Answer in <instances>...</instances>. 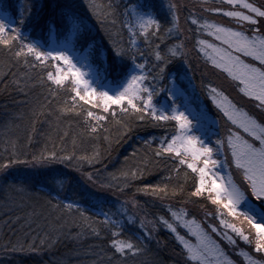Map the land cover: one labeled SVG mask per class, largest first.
<instances>
[{
	"label": "trees",
	"instance_id": "trees-1",
	"mask_svg": "<svg viewBox=\"0 0 264 264\" xmlns=\"http://www.w3.org/2000/svg\"><path fill=\"white\" fill-rule=\"evenodd\" d=\"M256 1L264 5V0ZM95 2L105 6L110 2L115 9L114 16L98 19L89 8V0H0L17 22L18 12L24 13L26 22L22 31L30 40L49 43L61 38L67 23L65 9L71 6L73 13L84 17L86 21L78 46L81 50L89 49L92 63L113 83L120 81L126 65L131 66L127 57L121 58L115 54L113 45V41H116L128 47L129 33L120 25V21L125 19L121 15L125 7L151 3L159 8L162 2L165 8L160 9L159 14L164 23L171 19L166 12L168 3H175L178 5L179 25L185 29L181 38L184 39L187 56L172 59L166 66V79L153 83L159 88L170 87L172 79L176 78L180 87L189 90L182 78L189 75L193 90H189V94L193 96L194 93L195 97L198 95L204 99L209 109L220 119V128L228 125L223 113L210 100L208 85L224 90L246 110L257 109L255 102L239 93L226 75L207 63L203 53L194 47L197 35L209 40L213 38L207 33L188 31L193 27L186 21L189 14L225 25L230 22L234 24L231 18L205 10L226 7L222 0ZM113 18L116 24L111 23ZM261 31H264L263 22ZM175 41L176 36L170 34L163 41L155 40V43H160L163 48ZM136 46L145 53V58L150 61L148 67H151L155 61L148 54V47L139 39ZM247 59L251 62V58ZM139 62L143 61L138 57ZM43 72L44 69L26 68L22 61L17 63L0 46V164L8 159L30 161L32 155H39L45 149L55 150L61 156L73 155L71 162L15 163L7 171H0V264H186L175 234L163 226H158L154 231L143 253L120 260L112 256L106 230L96 236L88 226L103 220L101 212L119 213L114 218L119 220L121 214L125 216V233H139V218H145L147 223L154 221L157 215H169L165 204H171L175 209L188 208L189 216H195L206 228L210 225L209 220L220 218L216 214L217 206L211 201L202 197H188L195 182V174L191 170L184 165L177 168L178 160L167 155L155 154L160 139L173 134V122H153L150 118L145 121L134 120L113 106L116 109L115 118L109 115L108 120L103 122V129L90 133L83 114L61 113V107L70 106L67 100L70 93L61 90L53 97L47 86L38 82ZM165 100L170 104L171 98L166 91H159L154 97L157 105ZM90 107L85 105V108ZM124 124L128 125V130H125ZM14 151L16 155H13ZM94 152H98L99 157L91 164L76 159L91 156ZM229 169L240 182L234 166ZM133 171L136 172L134 178L131 176ZM83 173H92V179L89 180ZM123 173L129 175L124 176ZM156 184H167L170 192L174 187L183 186V192L162 202L150 192L137 191L144 185ZM133 200L136 201L135 207L132 206ZM69 202L79 204L91 219L86 221L75 209L67 210L64 205ZM52 204L58 206L53 208ZM122 204L128 208V213H122ZM127 215L136 216V221L128 222ZM224 218L247 229L246 223L236 221L233 217ZM178 231L182 235L187 233L181 227H178ZM212 235L225 245L224 239L216 233ZM238 247L252 250L251 246L240 240ZM256 257H260V254H256Z\"/></svg>",
	"mask_w": 264,
	"mask_h": 264
},
{
	"label": "snow or ice",
	"instance_id": "snow-or-ice-1",
	"mask_svg": "<svg viewBox=\"0 0 264 264\" xmlns=\"http://www.w3.org/2000/svg\"><path fill=\"white\" fill-rule=\"evenodd\" d=\"M222 3L228 7H210L205 10L231 18L237 26L189 14L186 21L193 27L188 31L207 33L213 38L203 39L197 35L194 47L203 53L207 63L226 75L239 93L255 102V107L264 112V31H261L264 5H257L252 0H222ZM89 8L98 19H108L115 13L110 2L105 6L89 0ZM164 8L162 2L159 8L151 3L130 4L121 13L125 19L120 21V25L129 33L128 47L113 41L114 52L118 57H127L131 66L126 65L114 93L93 86V81L87 78L94 75L98 80L107 81L106 74L92 63L89 49L81 50L78 46L86 21L84 17L73 13L71 6L65 9L67 23L61 38L49 43L30 40L22 31L26 22L24 13L18 12L17 22L12 13L0 3V46L17 63L22 61L26 68L44 69L38 82L45 84L53 97L61 90L69 91L67 100L70 106L61 107L60 111L83 114L88 121L90 133L103 129V122L108 120L109 115L115 118L116 109L113 106H117L121 114L134 120L145 121L150 118L153 122H173V134L160 139L155 154L178 160L177 168L184 165L195 174V182L188 197L206 198L216 205V214L221 217L219 224L223 227L210 224L205 228L195 216L189 218L186 208L175 209L171 204H165L168 216L157 215L154 221L147 223L141 217L140 232L127 235L123 214L118 220L114 217L119 213L101 212L103 220L88 226L96 236L106 230L107 243L113 257L120 260L143 253L146 242L153 238L154 231L158 226H163L175 234L186 264H236L212 233H216L233 247H238L237 240L243 241L252 249L251 252L239 249V254L247 264H264V118L241 107L224 90L208 85L211 100L223 113L228 126L225 134L215 140V146L202 138L205 135L200 132L201 120L205 117L203 109L192 104L175 78L170 87L159 88L153 83L166 79V66L172 59L187 56L184 39L181 38L185 29L179 25L178 5L168 3L166 12L171 19L162 23L159 12ZM111 23L116 24V19L113 18ZM170 34L176 36V41L171 45H164L162 48L160 43H155V40L163 41ZM138 39L145 43L149 49L148 54L154 57L155 62L151 63V67H148L150 61L145 58V53L136 46ZM138 57L143 62L137 63ZM247 58H251V62ZM48 68L52 70H47ZM159 91L167 92L171 98L170 104L157 107L154 97ZM85 105L91 107L85 108ZM93 108L100 111H93ZM123 126L128 130L127 124ZM225 149L229 153L230 162L229 157L215 158ZM16 154L14 151L13 155ZM98 157L99 153L94 152L91 156L76 159H83L91 164ZM72 160L73 155L61 156L55 150L45 149L39 155H32L30 161L8 159L0 164V171H7L15 163L50 164ZM225 166H234L239 173L240 182H237L231 171L225 175L218 170ZM83 175L92 179V173ZM131 176L134 178L136 172L133 171ZM137 191L150 192L163 202L170 196L182 193L183 186L174 187L170 192L167 184L144 185ZM57 206L52 204L53 208ZM132 206H136L135 200L132 201ZM64 207L69 211L75 209L86 221L91 219L79 204L69 202ZM121 208L122 213H128V208L123 204ZM225 216L246 223L247 229L224 218ZM126 219L134 223L137 217L127 215ZM178 227L186 229L187 233L182 235ZM189 236L195 239H189ZM256 254H260L261 258L258 259Z\"/></svg>",
	"mask_w": 264,
	"mask_h": 264
},
{
	"label": "rangeland",
	"instance_id": "rangeland-1",
	"mask_svg": "<svg viewBox=\"0 0 264 264\" xmlns=\"http://www.w3.org/2000/svg\"><path fill=\"white\" fill-rule=\"evenodd\" d=\"M252 2H255L257 5H261L259 4L258 1L256 0H252ZM215 6H221V4H215ZM228 7V6H226ZM216 22V21H215ZM220 23V22H218ZM264 23V22H263ZM226 25H229V26H236L234 25L232 22L226 24ZM200 38H203V39H208L206 37H200ZM54 40H52L51 43H53ZM138 42V41H137ZM88 79L92 80L93 81V86H99L100 88H104L105 90H109L110 92H115L116 91V87H117V83L118 82H110V81H103V80H98L96 79V77L94 75H90L87 77ZM186 82H187V88L189 90H192L191 88V78L189 75H184L182 77ZM173 80V79H172ZM176 80V78H175ZM177 83V82H176ZM178 84V83H177ZM193 86V85H192ZM213 87H216L215 85H212ZM184 89V88H183ZM189 90H185V93L187 95V97L191 100L192 104L196 107H198V109H203V111L205 112V117L201 120V125H200V132L205 134L202 138H205L208 142L212 143L214 146H215V140L220 138V136L224 135L225 134V129H226V126L222 125L221 128H220V119L217 118L214 113L209 109V107L207 106V104L205 103L204 99H202L200 96L196 95L195 97V94H193V96H191L189 94ZM191 93V92H190ZM208 93H209V98L211 100V94H210V90H208ZM233 99V98H232ZM212 101V100H211ZM233 101H235L233 99ZM169 101L168 100H165L163 101V103L161 105H157V107H163V106H166L168 105ZM213 103V102H212ZM237 103V102H236ZM214 104V103H213ZM215 105V104H214ZM216 106V105H215ZM247 111H249L250 113H253L255 115H257L258 117H262L264 118V114L258 110V108L256 110H249L247 109ZM226 125V124H225ZM229 156V153L227 152V150L225 149L221 155H218L217 157L215 158H218V159H222L223 157H228ZM218 170L222 171L225 175H227V173L229 171H231L229 169V167L225 166L224 168H218ZM239 175V173H238ZM235 178V176H234ZM236 179V178H235ZM237 180V179H236ZM238 182V181H237ZM188 210V208H186ZM192 216H189V218H191ZM221 218V217H220ZM220 218H217V219H212V220H209V224H216L218 227L222 228L223 226L219 224V220ZM197 221H199L197 219ZM201 222V221H199ZM202 223V222H201ZM203 224V223H202ZM204 226V224H203ZM205 227V226H204ZM206 228V227H205ZM189 239H192L194 240L195 238L194 237H188ZM215 238V237H214ZM222 238V237H221ZM223 239V238H222ZM226 241V240H225ZM238 243H239V240H237V246H238ZM224 248H225V251L228 253V255L236 262V264H244V262H246L245 264H247V261L244 260V258L239 254V247H233L231 245H229L226 241L225 245L224 244H221ZM246 250V249H245ZM246 251H250V249H247ZM258 259L260 257H257ZM241 259L244 261L242 262Z\"/></svg>",
	"mask_w": 264,
	"mask_h": 264
}]
</instances>
